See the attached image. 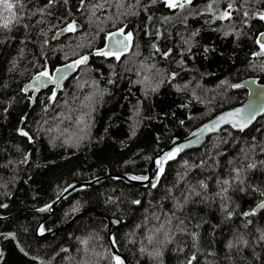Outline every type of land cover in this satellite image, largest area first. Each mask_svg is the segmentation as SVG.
<instances>
[{
    "label": "trees",
    "instance_id": "16d2710c",
    "mask_svg": "<svg viewBox=\"0 0 264 264\" xmlns=\"http://www.w3.org/2000/svg\"><path fill=\"white\" fill-rule=\"evenodd\" d=\"M209 2L193 0L189 9L180 11L168 9L159 0L156 4L142 0L145 11L128 7L135 0H85L84 5L80 0L67 4L59 0L50 8H45L47 0H23V8L16 10L20 22L11 31L0 28V205H7L0 207V264H115L106 239L105 217L87 210L67 227L39 239L34 228L42 215L34 210L55 199L71 182L104 173L130 177L144 173L150 158L171 139L186 135L245 98V90L231 89L234 82L252 76L264 83V57L252 55L259 51L255 36L264 28L253 13L263 12L264 2L236 0L240 11L233 12V20L215 22L211 14L196 15ZM227 2L219 0L216 11L226 8ZM117 3L123 7L118 8ZM97 4L103 7L94 8ZM41 8L43 14L38 11ZM133 11L139 14L133 15ZM243 11L249 12L247 24ZM166 16L172 19L164 22ZM184 16H188L186 24L181 22ZM71 21L78 30L53 39ZM118 27L132 33L129 51L120 61L93 55L105 33ZM157 30L161 35L155 34ZM194 31L198 34L192 37ZM226 31L233 34L225 36ZM169 50L165 59L161 53ZM84 55L89 57L87 63L77 67L54 100L49 99L52 91L48 87L29 107V94L22 93L21 87L33 74L45 66L50 73L57 65ZM152 65L155 68L148 71ZM172 73H176L175 79L170 78ZM178 87L182 90L177 91ZM19 129L27 131L32 140L20 135ZM262 147L264 115L244 131L225 127L210 135L199 148L164 163L163 174L155 161L148 185L126 184L111 177L78 188L56 204L52 216L39 228L61 225L89 207L117 220L111 239L128 264H187L194 251L197 261L193 264H264V240L258 231L264 229V209L255 216L242 215L264 201V165L259 163L264 160ZM241 149L248 153L246 160ZM26 154L28 160L22 162ZM209 157L216 158L215 166ZM242 161L255 162L257 168L242 173L244 185L225 186L228 199L222 201L215 196L220 189L215 181L231 179V167ZM202 162V168L195 167ZM158 175L159 183L152 188ZM201 179L209 184L211 195L204 201L193 198L177 211L173 197ZM133 200L141 203L133 204ZM224 204L233 212L230 219ZM177 217L184 223L179 224ZM167 220L172 221L165 226L171 243L164 240L163 232H156L161 221ZM249 220L252 223L245 227ZM191 233L198 234L196 248ZM237 235L248 245L227 250L225 244ZM85 239L88 244H81ZM157 250L162 252L158 258L147 254Z\"/></svg>",
    "mask_w": 264,
    "mask_h": 264
},
{
    "label": "snow or ice",
    "instance_id": "6c2138e0",
    "mask_svg": "<svg viewBox=\"0 0 264 264\" xmlns=\"http://www.w3.org/2000/svg\"><path fill=\"white\" fill-rule=\"evenodd\" d=\"M57 2H59V0H47V3L45 5V8H50L52 5L56 4ZM68 0H63V3L67 4ZM151 4H156L158 2V0H150ZM159 2H162L168 9H179L180 11H183L185 9H189L192 5H193V0H159ZM257 3H262L264 2V0H256ZM81 5L85 4V0H80ZM248 0H243V4H247ZM214 5L216 7H214ZM24 4H23V0H15V2H13V0H0V18L3 19V23H0V28H3L5 30L11 31L12 30V26L14 24H18L21 20L22 17H20L18 15V12L16 11L18 8H23ZM118 8L119 7H123L122 3H117L116 5ZM219 6V0H210V2L207 4L206 8L199 13H196V15H202L204 13H208L211 14L213 17V21L215 22V20H221V21H232L233 20V12H239L240 9L236 7V0H228L227 2V6L226 8H224L223 10L217 12L216 8H218ZM243 5H241L242 7ZM103 5L102 4H97L94 6V8H102ZM128 7L130 8H138V7H143V9L146 11L147 10V6L142 5V0H135L134 4H129ZM39 13L43 14L44 12V8H41L38 10ZM7 13L8 15L5 16L4 14ZM133 15H138V11H133L132 12ZM179 14V13H178ZM193 13L189 12V15H192ZM92 15H95V11H93ZM243 17L246 18L244 20V23L247 24V18L249 17V12L248 11H243L242 13ZM253 18H257L261 21H264V12H256L253 13ZM172 18L171 17H164L163 21L164 22H168L170 21ZM188 16H184V18L182 19V23L187 22ZM148 20L151 21L152 17L149 16ZM24 27H27V25H24ZM79 26L75 23V21H71L66 23V26L60 29V33L59 34H63L65 32H76L78 30ZM102 30V29H101ZM148 35H153L152 32H148ZM157 36L161 35V33L157 30V32L155 33ZM198 34V31H194L191 33L192 37H195ZM233 34L232 32H228L226 31L224 33L225 36L231 35ZM119 37V38H117ZM236 37L237 39L239 38V33H236ZM110 43L105 45V48L102 49H97L95 50L94 53H92L95 56H100V57H109L112 56L115 58L116 61H120L121 56L126 53L127 51H129L130 46H131V41H132V33L131 32H127L125 33L124 28H120L118 29L116 32L113 33H109L108 36L106 37ZM185 44H189L188 40L184 41ZM255 43L256 45L259 46V51L254 52L252 55L253 57H264V32H261L258 34V36L255 39ZM152 48L155 50V52L159 53L160 49L156 46L155 43L152 44ZM115 49V50H114ZM188 50H191V45L189 44V48ZM204 51L207 53L209 51V49L205 48ZM171 54V50L167 51V52H163L161 53V55L167 59L168 56ZM89 57L88 55H84L81 56L80 58L76 59L75 61H73L72 63L66 64L64 65L63 68H57L55 69L54 72H52L51 74L49 73L47 67H44V70L39 72L36 76L33 77V83L26 85L21 91L27 93L29 91V89L34 88L35 91H40V88L42 87H48L49 84H55L57 88H59L61 86V81L64 80L66 78L67 75V71L68 69H75L76 67H78L81 64H85L87 63ZM182 63V61H181ZM152 68H155V65H152L151 68L148 69V71H151ZM157 71H159L157 69ZM176 73H172L171 74V79H175ZM145 80L148 79L147 76H145L144 78ZM115 81L113 80H109V83H114ZM141 81H138V83ZM224 83V82H222ZM199 85H197L198 87ZM188 87L187 84L184 85V88L186 89ZM232 88H241L244 87V85L242 84H232L231 85ZM181 88H177V91H181ZM152 91H156L155 88L152 89ZM193 95H195V93H193ZM56 97V92L55 90H53L52 92V96L49 97V99L54 100ZM89 99H91L89 97ZM249 109H252V111L249 112H245V109H241V108H235L231 111L222 113L221 115L217 116L214 120H211L208 124H204L200 129L197 130V132L192 133L193 137H199L200 135L209 132V131H216L219 129V127L222 124H229L231 125L232 128L238 129L240 131H243L250 123L251 120L254 119V115H255V109L253 108L252 105L248 106ZM136 115H139V112L137 111ZM181 123H183V121H181ZM83 130V129H82ZM19 134L27 137L29 139V141L32 140L31 135L27 132L24 131L23 129H19ZM132 135H135V128H133L132 130ZM198 142V140L196 141ZM187 145H180L175 147L172 151H169L167 153H165L162 157L159 158V160L157 161V164L159 166V173L163 174L164 168H163V164L166 163L168 160H172L175 159L176 156L183 150L184 147H186ZM251 147L255 148L256 145H252ZM245 158V160L248 158V153L247 151H245L244 149L240 150ZM261 151L264 152V147L261 148ZM217 155H226V153H218ZM209 159L212 160V165L215 166L217 164V160L214 157H209ZM28 160V155L26 154L24 156V160L22 162H27ZM235 161H230V164H234ZM260 165H264V160H261ZM204 166V162H202L201 164H197L195 167L196 168H202ZM257 168V163L255 162H248V163H244L243 161L240 163V166L236 167L233 166L230 169V176L231 179L225 178V179H217L215 182L220 185V189L219 191H217L215 193V196L220 197V199L226 200L228 199L227 196L225 195L228 192V187L235 185H239L242 186L245 183V180L242 178V173L248 170H252V169H256ZM131 179L133 180H146L148 179V177H131ZM181 179L183 180V177H181ZM208 179H211V177H209ZM159 183V175L157 176L156 182L151 184L152 188H156L157 184ZM228 186V187H225ZM209 190V184L206 182L205 179H201L198 180L197 183L195 185H191L190 187H188V189L185 191L184 189L180 190V196L179 197H173V199L175 200L174 203V208L179 211L182 210L183 207L189 203L193 198L199 197L201 199V201H204L205 198L209 195H211V193L208 191ZM240 191H244L243 187H239ZM169 193H171V190H169ZM261 195L264 196V191H261ZM182 197V199H181ZM133 204L139 205L141 202L139 200H133L132 201ZM0 207H7V205H0ZM51 205H48L46 208H41L39 209V211L43 212L46 211L47 209H50ZM224 211L227 212V218L230 219L233 216V212L232 211H228L227 205L224 204L223 205ZM260 209H264V201H261L260 203H258L256 205L255 208H253L252 210L248 211V212H244L242 213V215L244 217H248V216H255L257 214V211ZM75 210V209H74ZM173 216H175V212L172 213ZM157 220H161V217L157 216L156 217ZM177 219L179 220V218L177 217ZM172 221L171 220H167V221H161V223L159 224V226L156 228V232L157 233H164V240L168 243H171V239L168 237L167 232L165 231V226L166 224H171ZM184 221L183 220H179V224H183ZM252 222L249 220L247 221V223L245 224V227H247L248 224H251ZM199 226V225H197ZM181 231H184V229H180ZM39 233L41 235L44 234L45 229L43 228V226H41L39 228ZM258 231L261 232V236L260 239L264 240V229H258ZM12 236V238L14 237V234H9ZM191 238L193 240V248H196V243H197V239H198V234L197 233H191ZM148 242L152 243V236L147 237ZM81 244L83 245H87L88 244V240H81L80 241ZM241 245L243 246H247L248 245V241L246 239L243 238V236H235V238L233 240H228L227 243L225 244V247L227 250L231 251L233 248H238ZM21 251H23V249H21ZM63 251H68L67 249H63ZM141 252H145L144 248L140 249ZM182 251V249H181ZM27 255V253H25ZM149 256L153 257V258H158L162 255V252L160 250L153 252H148L147 253ZM113 259L115 261V264H124V262L121 260V258L119 256H113ZM194 261H197V255L196 252L194 251L192 253V255L187 259V264H193Z\"/></svg>",
    "mask_w": 264,
    "mask_h": 264
},
{
    "label": "water",
    "instance_id": "95a60500",
    "mask_svg": "<svg viewBox=\"0 0 264 264\" xmlns=\"http://www.w3.org/2000/svg\"><path fill=\"white\" fill-rule=\"evenodd\" d=\"M264 12V11H263ZM248 19V18H247ZM264 23V21H263ZM117 30H114L110 33L116 32ZM264 32V28L259 31L256 36H258L259 33ZM60 33V30L57 31L54 36L53 39H55L57 37V35ZM126 33V32H125ZM109 34V33H108ZM108 34L105 36L103 44L101 47L97 48V49H102L105 48L106 44H109L110 41L106 38L108 36ZM119 38V37H117ZM94 49L92 51V53L95 52ZM115 50V49H114ZM75 60L72 61H68L62 64L57 65L56 67H54V69L50 72V74L52 72L55 71V69L57 68H63L64 65L72 63ZM77 67L73 70V69H68L67 71V75L66 78L64 80L61 81V86L59 88L56 87L55 84H49L48 87H51V91L53 92V90H55V92L57 93L63 86V84L76 72ZM39 73V72H38ZM38 73L33 74L21 87V90L29 84L33 83V77L36 76ZM233 84H242L244 85V87L241 88H232L233 90H245L246 95L245 98L238 104L231 106V107H227L224 108L220 111H218L217 113H215L212 117L206 119L205 121L199 123L197 126H195L192 130H190L186 135L182 136V137H175L173 139H171L169 141V143L165 146H163L154 156H152L149 160L148 165L146 166L145 172L141 173V174H137L134 175L135 177H148V179L146 180H133L131 179L130 176H126L120 173H104L98 176L93 177L90 180H81V181H74L71 182L69 185H67L62 191L61 193L52 201H50L47 205L37 208L34 210L35 213L42 215V217L40 218V220L37 222L35 228H34V233L35 235L39 238V239H43V238H47L51 235H53L56 231L61 230L65 227H67L68 225H70V223L77 218L78 216L82 215L85 211L87 210H93L95 212H97L99 215H101L102 217H105L106 221H107V235H106V239H107V243L109 246V251L110 253L114 256H119L121 258V260L124 262V264H128L126 258L124 257V255L118 253V251L116 250V248L114 247L113 243H112V239H111V229L112 227L117 225V220L113 219V218H109L104 216L102 213H100L98 210L94 209V208H89L86 207L78 212H76L75 214H73L65 223L58 225L56 227H51V228H47L44 231V234L41 235L40 233L37 232L39 226L45 221L48 220L56 207V204L65 197H68L70 195H72L73 193L76 192V190L80 187H89L92 185H97L101 182H103L106 178H119L120 180H122L123 182H125L126 184H132V185H148L150 183V180L152 178V175L155 171L154 168V163L155 161L157 162L159 160L160 157H162L165 153L172 151L175 147L180 146V145H187L186 147L183 148V150L179 153H183L185 151L191 150V149H196L199 148L205 141L206 139L210 136L213 135L215 133H218L221 129L228 127L231 130L238 132L240 130L232 128L231 125L229 124H222L218 130L216 131H209L206 132L202 135H200L198 138L197 137H193L192 133L197 132L198 129H200L204 124H208L211 120H214L217 116L221 115L222 113L231 111L235 108H241V109H245V112H249L252 111V109H249V105H252L253 108L255 109V115H254V119L251 120V123L244 129H248L259 117L264 115V83H261L258 81V79L256 77H244L236 82H234ZM46 87V88H48ZM45 87L40 88V91H35L34 88L29 89V91L27 93L23 92L24 94H29V107L32 105L36 95L41 92L42 90L46 89ZM243 130V131H244ZM198 140V142H196ZM132 176V177H134ZM260 203V202H259ZM48 205H51L50 209H47L46 211H39V209L41 208H46ZM256 207V205L254 206V208ZM261 210V209H260ZM259 211V210H258Z\"/></svg>",
    "mask_w": 264,
    "mask_h": 264
},
{
    "label": "flooded vegetation",
    "instance_id": "af4514ba",
    "mask_svg": "<svg viewBox=\"0 0 264 264\" xmlns=\"http://www.w3.org/2000/svg\"><path fill=\"white\" fill-rule=\"evenodd\" d=\"M118 29H120V27L115 28V29H112V30L106 32L104 36H106L108 33L112 32V31H114V30H118ZM126 33H127V32H126ZM104 38H105V37H104ZM103 41H104V39H103ZM101 46H102V45H101ZM41 217H42V216H41Z\"/></svg>",
    "mask_w": 264,
    "mask_h": 264
},
{
    "label": "rangeland",
    "instance_id": "374dc122",
    "mask_svg": "<svg viewBox=\"0 0 264 264\" xmlns=\"http://www.w3.org/2000/svg\"><path fill=\"white\" fill-rule=\"evenodd\" d=\"M249 19H247V23H248Z\"/></svg>",
    "mask_w": 264,
    "mask_h": 264
}]
</instances>
